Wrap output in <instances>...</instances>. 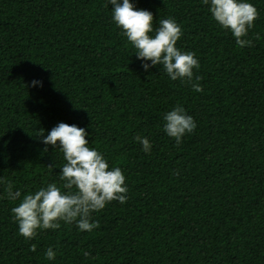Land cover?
Returning <instances> with one entry per match:
<instances>
[{
	"label": "trees",
	"instance_id": "1",
	"mask_svg": "<svg viewBox=\"0 0 264 264\" xmlns=\"http://www.w3.org/2000/svg\"><path fill=\"white\" fill-rule=\"evenodd\" d=\"M130 2L154 29L175 18L203 91L145 71L108 0H0V264H264V0H248L259 18L243 48L202 0ZM177 105L197 125L179 146L163 131ZM61 122L122 169L128 199L94 212L90 233L61 221L26 240L6 182L22 195L62 183L63 153L36 137Z\"/></svg>",
	"mask_w": 264,
	"mask_h": 264
},
{
	"label": "clouds",
	"instance_id": "2",
	"mask_svg": "<svg viewBox=\"0 0 264 264\" xmlns=\"http://www.w3.org/2000/svg\"><path fill=\"white\" fill-rule=\"evenodd\" d=\"M202 3L210 5L212 18L232 33L239 47L253 46L252 40L246 38L254 27V21L259 18L253 4L248 0H202ZM108 4L113 6L115 25L135 48L136 58L142 61L141 66L145 71L161 65L172 81L180 80L191 84L196 92L203 91L199 83L202 77H194L193 70L200 68L196 53L182 52L176 47L183 31L174 17L160 19L159 26L154 29L153 14L137 9L130 0H108ZM153 32L154 35H150ZM255 38L260 39L259 34ZM32 84L43 86L41 81H32ZM163 119V131L175 139L177 146L183 142L186 134L197 127L194 118L181 105L166 112ZM44 131L43 128L39 129L36 136L46 146L43 151H48V145L59 148L66 161L60 171L62 183H49L33 193L22 195L20 190L13 191L11 181L6 182L7 197L12 201L20 200L11 209L19 234L26 240H32L40 230L59 229L61 221L75 223L78 230L90 233L100 226L92 218L94 212L103 210L112 201L126 203L129 190L125 184L126 177L120 167L110 170L104 156L97 149L89 147L90 142L86 139L89 133L84 128L61 122L46 136ZM134 139L142 145L146 154L151 152L152 144L147 137L136 135ZM48 167L53 168L54 165ZM36 247V244H32L30 251L35 252ZM84 255L90 253L85 252ZM45 257L55 259L56 252L51 246L45 252Z\"/></svg>",
	"mask_w": 264,
	"mask_h": 264
}]
</instances>
